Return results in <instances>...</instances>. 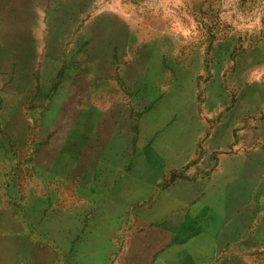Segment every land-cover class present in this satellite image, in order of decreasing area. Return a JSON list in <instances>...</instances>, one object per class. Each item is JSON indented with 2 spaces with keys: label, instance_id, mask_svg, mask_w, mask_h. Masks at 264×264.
Instances as JSON below:
<instances>
[{
  "label": "rangeland",
  "instance_id": "374dc122",
  "mask_svg": "<svg viewBox=\"0 0 264 264\" xmlns=\"http://www.w3.org/2000/svg\"><path fill=\"white\" fill-rule=\"evenodd\" d=\"M154 88L207 131L131 178ZM0 264H264V0H0Z\"/></svg>",
  "mask_w": 264,
  "mask_h": 264
},
{
  "label": "crops",
  "instance_id": "0c3cea01",
  "mask_svg": "<svg viewBox=\"0 0 264 264\" xmlns=\"http://www.w3.org/2000/svg\"><path fill=\"white\" fill-rule=\"evenodd\" d=\"M32 31V30H30ZM34 32V31H32ZM27 34V33H26ZM34 35H37L34 32ZM166 91H161L159 88H154L153 95L148 97V99L156 100L153 104H149L146 108L133 110L129 108L127 113L114 114L115 120L113 125V120H108L107 117L111 115L106 112L105 119L103 120V115H100L99 125H109V130H112L114 134L113 138L119 139L120 135L123 136L126 132H130L133 140L135 136L134 126H137L139 132H148L149 135L144 137L148 140L146 143V150L143 152H132L129 160L124 159V157L117 155L109 159L105 155L101 154L99 161L101 163H112L114 160L116 163L128 162L131 166L130 177L133 178L132 173L138 172V166L140 164H152L159 162L157 159L162 158V163H182L183 166L174 167L172 172L184 170L185 164L194 161V158L199 148L200 140L203 139L204 133L207 130L202 131L203 117L202 109L199 108L198 101L193 99L194 103L191 107H188L189 103L185 98V94H169V99L174 102V106L170 105L168 101H164ZM153 98V99H152ZM157 98V99H156ZM150 101V100H149ZM110 112H113L110 109ZM124 120L129 126V131H124L122 126ZM144 122L145 129L141 128V124ZM198 124V128L196 125ZM202 124V125H200ZM188 132H194L188 137ZM123 139V137H122ZM136 140V138H135ZM150 150V156L149 155ZM166 155L165 157L163 154ZM210 148L208 149V155H210ZM144 156H146L144 158ZM134 165V168H132ZM134 170V172H132ZM171 173V172H170ZM180 210L174 209L172 212H179ZM178 214V213H177ZM176 215V214H174ZM173 215V216H174ZM180 218L179 215H177ZM173 217V218H177Z\"/></svg>",
  "mask_w": 264,
  "mask_h": 264
}]
</instances>
